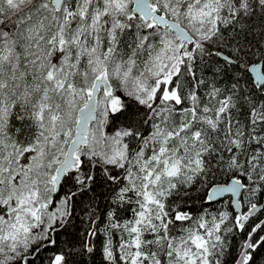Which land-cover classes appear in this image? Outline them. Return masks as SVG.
<instances>
[{"label": "snow or ice", "instance_id": "1", "mask_svg": "<svg viewBox=\"0 0 264 264\" xmlns=\"http://www.w3.org/2000/svg\"><path fill=\"white\" fill-rule=\"evenodd\" d=\"M256 7L264 11V0H0V264H30L40 247L56 244L71 196L49 211L53 196L62 182L88 189L97 163L116 186L112 203L131 212L123 224L109 213L122 233L118 262L111 239L105 246L109 264H224L227 236L246 228L239 264H259L264 221L247 224L256 203L235 216H194L179 204L214 159L239 177L211 188L208 203L242 189L264 196V103L241 94L238 81L227 94L211 83L202 95L206 81L194 69L213 54L210 45L227 48L224 30ZM133 27L125 57L121 37ZM251 70L264 90V73ZM183 74L194 81L186 92ZM241 100L248 131L233 118ZM109 119L124 127L105 137ZM49 264H67L66 256L54 253Z\"/></svg>", "mask_w": 264, "mask_h": 264}, {"label": "trees", "instance_id": "2", "mask_svg": "<svg viewBox=\"0 0 264 264\" xmlns=\"http://www.w3.org/2000/svg\"><path fill=\"white\" fill-rule=\"evenodd\" d=\"M253 4L255 6V0H253ZM0 29H4V26L0 25ZM7 30L11 31L12 25H8ZM135 31L136 29L133 27L121 37L119 51L125 57L131 51L128 45L132 44ZM224 35L229 46L226 48L223 43L210 45L213 54L205 57L203 61L198 60L194 65L197 76L206 81L205 84L199 85L200 94L206 93L207 85L211 83H215L227 94L232 85L238 81L241 94L250 95L256 103H264V90L260 86L254 85L248 71L252 64L260 62H263L264 70V11L256 7L253 14L243 17L234 28L225 29ZM217 50L232 56L234 62L226 65L220 55H216ZM181 84L186 92L192 88L194 81L191 76L183 74ZM140 111L141 116L138 119H143L144 109L141 107ZM233 118L239 120L244 130L248 131L249 106L246 101L241 100L238 108L233 110ZM90 127L95 129L96 121ZM123 127L124 122L122 120L113 123L109 119L107 123L102 124L101 130L105 137H111ZM138 130L146 135L149 125L141 124ZM127 142H129L130 148H134L137 144L135 138H127ZM251 147L256 148L257 145L253 144ZM261 150L264 151V149ZM224 155L227 159L230 154L225 153ZM104 167L97 163L95 167L91 168L95 180L84 191H78L79 186L74 181L62 182V189L53 196L55 206L50 207L49 211H55L56 208L60 207V201L65 196H71L69 208L71 215L66 218V223L55 226L52 237L56 244L40 247L34 256L29 257L30 264H49L51 256L57 252H62L66 256L67 264H109L104 252L109 239L112 241L117 262L119 261L117 246L122 233L120 229L111 227L109 213L115 212L114 219L123 224L131 218V212L127 206L119 208L112 203L113 188L116 186L106 181ZM107 167L111 169V166ZM117 171L121 170H113L112 174ZM238 177V172L228 170L223 162L214 159L206 177L199 179L194 187L188 190V195L179 200V204L194 216L200 215L205 210L217 215L224 211L229 212L230 216L238 215L232 206L230 196L213 203L206 201V193L213 186L227 184ZM240 201L243 211H246L250 207L249 201L263 205L264 196L260 193L249 196L243 190ZM263 220L264 207L256 217L247 222L248 227H254L255 224ZM228 223L231 224V219ZM90 233L94 234L90 235ZM247 234L248 228L244 232H236L227 236L226 254L222 258L224 264L237 263ZM89 249L91 250L89 251ZM259 264H264V257L260 259Z\"/></svg>", "mask_w": 264, "mask_h": 264}, {"label": "water", "instance_id": "3", "mask_svg": "<svg viewBox=\"0 0 264 264\" xmlns=\"http://www.w3.org/2000/svg\"><path fill=\"white\" fill-rule=\"evenodd\" d=\"M224 54V53H223ZM220 58L221 59H223V57L222 56H220ZM234 62V60L232 59V63ZM253 68H259L260 69V71L262 72V73H264V70H263V62H260V63H258V64H252L250 67H249V69H248V71H249V73H250V75H251V77H252V80H253V83H254V85H257V86H260V84H259V81H258V79H257V73L255 72V71H252L251 69H253ZM261 87V86H260ZM95 122V120H93L92 122H91V124L92 123H94ZM91 124H90V126H91ZM233 180V179H232ZM231 180V181H232ZM231 181L229 182V183H227V184H221V185H215V186H213V187H217V186H227V185H229L230 183H231ZM212 187V188H213ZM211 190V189H210ZM209 190V191H210ZM242 192H243V189L241 190V193L240 194H238V195H233L232 193H223L221 196H219V197H217V199L214 201V202H217V201H219V200H221V199H223V198H225V197H227V196H230L231 197V199H232V206H233V208H234V210L238 213V214H240V212L241 211H243V209H242V205H241V208H239V209H237L236 207H235V205H236V202L237 201H240V197H241V194H242ZM58 193V192H57ZM213 203V202H212ZM258 206V211H257V213L255 214V216L254 217H256L261 211H262V209H263V207H264V204L263 205H257ZM254 217H252V218H254ZM251 219V218H250ZM264 221V220H263ZM236 264H239V258H238V260H237V263Z\"/></svg>", "mask_w": 264, "mask_h": 264}, {"label": "rangeland", "instance_id": "4", "mask_svg": "<svg viewBox=\"0 0 264 264\" xmlns=\"http://www.w3.org/2000/svg\"><path fill=\"white\" fill-rule=\"evenodd\" d=\"M73 4L76 2V0H72Z\"/></svg>", "mask_w": 264, "mask_h": 264}]
</instances>
